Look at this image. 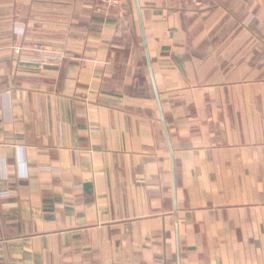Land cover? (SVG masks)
<instances>
[{
  "label": "crops",
  "instance_id": "0c3cea01",
  "mask_svg": "<svg viewBox=\"0 0 264 264\" xmlns=\"http://www.w3.org/2000/svg\"><path fill=\"white\" fill-rule=\"evenodd\" d=\"M98 7L0 0V264H264V0Z\"/></svg>",
  "mask_w": 264,
  "mask_h": 264
},
{
  "label": "built area",
  "instance_id": "2783aa9c",
  "mask_svg": "<svg viewBox=\"0 0 264 264\" xmlns=\"http://www.w3.org/2000/svg\"><path fill=\"white\" fill-rule=\"evenodd\" d=\"M183 1H185L188 4H193L196 6L201 5L203 2V0H183ZM97 2L99 4V7H98L99 9L109 10L114 7L125 5L128 2V0H97ZM33 50L39 53H43V55L46 56L45 53L47 52V49L43 43H35Z\"/></svg>",
  "mask_w": 264,
  "mask_h": 264
}]
</instances>
